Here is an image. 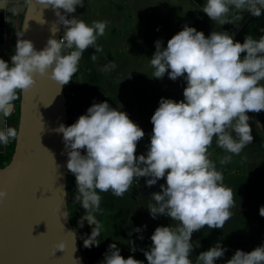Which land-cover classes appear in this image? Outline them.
<instances>
[{
  "label": "clouds",
  "instance_id": "obj_1",
  "mask_svg": "<svg viewBox=\"0 0 264 264\" xmlns=\"http://www.w3.org/2000/svg\"><path fill=\"white\" fill-rule=\"evenodd\" d=\"M26 3L31 6L33 0ZM38 3L55 12L56 28L51 29L53 35L41 50L36 49L33 41L23 38L27 29L16 33L11 62L0 59L3 120L11 115L18 92L25 93L36 85L37 75L50 76L66 86L78 70L84 52L90 47L96 53L101 51L96 41L104 35L107 22L93 21L89 25L72 15L77 6H84V0H38ZM230 6L255 17L264 14V0H206L202 11L214 22L225 25L232 23L227 19ZM60 25L63 36L58 40L55 33ZM155 48L150 58L154 70L150 78L163 79L167 74L176 81L182 77L186 87L179 102L161 98L151 117L153 129L146 154L137 155L144 130L126 112L107 101L93 103L75 123L60 124L56 132L63 135L67 169L76 178L74 201L86 210L84 219L95 224L91 235L84 239V247L99 246L100 226L92 215L100 207L97 190L111 191L120 197L139 178H148V187L166 178V183L160 185L161 191L151 193L147 208L152 218L170 217L175 226H158L150 237V249L141 251L148 264H193L189 258L193 252V233L205 227L222 229L232 216L233 190L224 186L222 172L209 159L208 149L214 137L226 153L237 155L253 142L248 114L264 111L261 83L264 35L258 40L247 35L241 43L228 31L214 30L206 36L186 24L168 40L166 47L162 40H157ZM92 58L95 59V54ZM103 70L108 71L109 66ZM19 136L16 128H0V143L4 146ZM230 160L231 156L226 155L220 163L227 164ZM7 195L0 190V200ZM259 211L264 217V206ZM80 226L83 227V221ZM134 231L142 229L138 227ZM64 249L61 242L56 251ZM131 250L135 252L136 248ZM226 251L222 242L217 241L209 250L199 253L196 264H215ZM101 264L144 262L133 256L125 259L117 244L112 243ZM226 264H264V245L251 252L238 249Z\"/></svg>",
  "mask_w": 264,
  "mask_h": 264
},
{
  "label": "crops",
  "instance_id": "obj_2",
  "mask_svg": "<svg viewBox=\"0 0 264 264\" xmlns=\"http://www.w3.org/2000/svg\"><path fill=\"white\" fill-rule=\"evenodd\" d=\"M202 6L206 0H196ZM26 0H0L3 9L5 28V61L11 62L16 39ZM15 9V11H13ZM264 11V10H262ZM72 15L91 25L93 21H106L107 27L103 36H98L97 52L88 48L78 64V70L72 81L64 86L75 91L77 98L89 108L93 103L107 101L112 107L126 112L145 132L139 142L137 155L146 154L150 145L153 125L151 117L159 107L161 98L173 99L177 102L183 97L186 87L184 79L173 81L166 74L163 79L150 78L153 68L150 58L156 51L155 42L163 41V46L184 25L195 27L206 36L212 31H228L236 41L244 42L247 35L259 39L264 32V14L253 16L246 10H237L230 6L227 19L232 23L225 27L211 20L202 8L193 0H84V6H77ZM71 18V17H69ZM61 32L63 33V25ZM71 51V50H66ZM95 54V59L92 55ZM108 71H104L105 66ZM264 84V81H261ZM253 142L243 148L237 155L226 153L213 138L208 149L209 159L216 169L222 172L224 186L233 190L234 207L232 216L222 229L205 227L192 236L193 252L190 259L196 264L200 252L209 250L217 241L227 248L223 258L215 264H226L235 251L240 249L251 252L264 245V217L260 208L264 206V111L249 113ZM259 122V123H257ZM13 124V118H12ZM231 156L227 164L220 160ZM139 178L130 189L120 197L111 191L99 192L101 202L99 210L93 212L95 221L100 226L97 242L99 246L84 247L95 224L84 219L86 210L74 201L77 191L76 178L67 181V199L75 204L71 212L77 226V238L82 253L96 251L95 256L84 257L85 264H101L109 245L116 243L121 255L127 259L133 256L148 264L144 252L151 247V235L158 226H175L170 217L161 215L152 218L147 208L151 193L161 191L160 185L166 178L148 187L146 180ZM83 221V227L80 222ZM146 226V227H145ZM141 232H135V228ZM143 239H140V236ZM132 242V244H130ZM132 247L136 248L133 252Z\"/></svg>",
  "mask_w": 264,
  "mask_h": 264
},
{
  "label": "water",
  "instance_id": "obj_3",
  "mask_svg": "<svg viewBox=\"0 0 264 264\" xmlns=\"http://www.w3.org/2000/svg\"><path fill=\"white\" fill-rule=\"evenodd\" d=\"M3 12L0 8V59L5 48ZM57 20L50 7L33 0L31 6L26 3L19 33L27 29L23 38L41 50ZM36 80L32 89L20 92V136L9 162L0 167V190L8 194L0 200V264H85L67 211L65 143L56 132L65 125L64 86L50 76L37 75ZM2 123L0 115V128ZM5 148L0 143V152ZM61 242L64 251H56Z\"/></svg>",
  "mask_w": 264,
  "mask_h": 264
},
{
  "label": "built area",
  "instance_id": "obj_4",
  "mask_svg": "<svg viewBox=\"0 0 264 264\" xmlns=\"http://www.w3.org/2000/svg\"><path fill=\"white\" fill-rule=\"evenodd\" d=\"M63 33L60 32L59 39H62ZM243 55V54H242ZM19 100H15L13 102V111L10 116L4 118L2 127H13L12 118L17 110V104ZM64 103H65V126H70L75 123L78 118L86 114L88 107L84 104V102L77 98V95L74 90L71 88H64ZM14 122V119H13ZM68 160V157H66ZM66 171L67 175L75 177L71 172L67 169V162H66Z\"/></svg>",
  "mask_w": 264,
  "mask_h": 264
},
{
  "label": "trees",
  "instance_id": "obj_5",
  "mask_svg": "<svg viewBox=\"0 0 264 264\" xmlns=\"http://www.w3.org/2000/svg\"><path fill=\"white\" fill-rule=\"evenodd\" d=\"M193 1L198 6L203 8V6L199 2H197L196 0H193ZM22 17H23V13H22ZM21 21H22V18H21ZM20 26H21V22H20V25H19V30H20ZM223 26L225 27V25H222V27ZM18 33H19V31H18ZM16 41H17V39H16ZM19 96H20V92H18L17 100H19ZM17 118H18V109L16 110L15 114L13 115L14 121H17ZM14 144H15V140L10 139L9 143L6 145L5 150L0 152V167L4 166L5 164H7L9 162V160L11 158V155L13 153ZM66 157H67V154H66ZM70 178H71V176L67 175V181ZM74 208H75L74 202L72 200L67 199V211H68V214H69V221L71 223L72 228L77 233V226H76V223H75V218H74V216L71 213L74 210ZM96 254H97L96 251L82 253V255L84 257L95 256Z\"/></svg>",
  "mask_w": 264,
  "mask_h": 264
},
{
  "label": "rangeland",
  "instance_id": "obj_6",
  "mask_svg": "<svg viewBox=\"0 0 264 264\" xmlns=\"http://www.w3.org/2000/svg\"><path fill=\"white\" fill-rule=\"evenodd\" d=\"M17 127V121H14L13 122V128H16Z\"/></svg>",
  "mask_w": 264,
  "mask_h": 264
},
{
  "label": "flooded vegetation",
  "instance_id": "obj_7",
  "mask_svg": "<svg viewBox=\"0 0 264 264\" xmlns=\"http://www.w3.org/2000/svg\"><path fill=\"white\" fill-rule=\"evenodd\" d=\"M4 60H5V48H4Z\"/></svg>",
  "mask_w": 264,
  "mask_h": 264
}]
</instances>
